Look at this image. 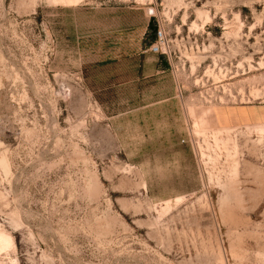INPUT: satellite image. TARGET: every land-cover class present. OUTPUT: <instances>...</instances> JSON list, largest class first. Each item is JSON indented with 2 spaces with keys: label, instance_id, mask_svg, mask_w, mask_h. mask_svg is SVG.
I'll use <instances>...</instances> for the list:
<instances>
[{
  "label": "rangeland",
  "instance_id": "obj_1",
  "mask_svg": "<svg viewBox=\"0 0 264 264\" xmlns=\"http://www.w3.org/2000/svg\"><path fill=\"white\" fill-rule=\"evenodd\" d=\"M0 264H264V0H0Z\"/></svg>",
  "mask_w": 264,
  "mask_h": 264
},
{
  "label": "crops",
  "instance_id": "obj_2",
  "mask_svg": "<svg viewBox=\"0 0 264 264\" xmlns=\"http://www.w3.org/2000/svg\"><path fill=\"white\" fill-rule=\"evenodd\" d=\"M152 47V46H151ZM151 47L146 51V52H144V53H147L144 57H146L147 59H152V60H154L155 61V74H157V73H160V69L162 68L161 67V63L163 62V61H165V59H164V57H162V56H157V55H155V53H153L152 51H151ZM162 70V69H161ZM172 98V97H171ZM171 98H165L164 99V101H166V100H169V99H171ZM163 102V101H162ZM161 103V102H160ZM165 110V109H164ZM242 111H245V114H246V111L247 110H242ZM245 114L243 115V116H241V115H239L238 114V121H240V120H245ZM241 122V121H240ZM246 122V121H245Z\"/></svg>",
  "mask_w": 264,
  "mask_h": 264
},
{
  "label": "built area",
  "instance_id": "obj_3",
  "mask_svg": "<svg viewBox=\"0 0 264 264\" xmlns=\"http://www.w3.org/2000/svg\"><path fill=\"white\" fill-rule=\"evenodd\" d=\"M166 49V39L164 32L160 29L157 33L156 43L152 45L151 51L153 53H163Z\"/></svg>",
  "mask_w": 264,
  "mask_h": 264
}]
</instances>
